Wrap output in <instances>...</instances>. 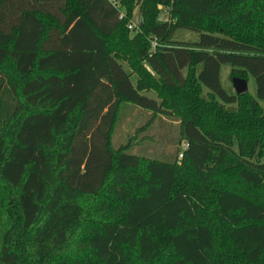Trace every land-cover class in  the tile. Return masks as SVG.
Wrapping results in <instances>:
<instances>
[{"label":"trees","instance_id":"obj_1","mask_svg":"<svg viewBox=\"0 0 264 264\" xmlns=\"http://www.w3.org/2000/svg\"><path fill=\"white\" fill-rule=\"evenodd\" d=\"M259 99L264 0H0V264H264ZM133 107L172 150L113 142Z\"/></svg>","mask_w":264,"mask_h":264},{"label":"rangeland","instance_id":"obj_2","mask_svg":"<svg viewBox=\"0 0 264 264\" xmlns=\"http://www.w3.org/2000/svg\"><path fill=\"white\" fill-rule=\"evenodd\" d=\"M116 3L118 4V0H116ZM121 12L124 13L123 9H121ZM140 13V3H138L137 1L133 8L130 22H132L134 25L138 24L140 20ZM161 16L163 18L167 16L164 10L162 11ZM173 38L184 41H193L198 38V33L197 31L188 28H177L173 32ZM201 67L202 64H198L197 70L199 71ZM230 69L231 67L229 64H221L220 80L222 85L229 92H234L235 90L232 84V77L230 76ZM247 82L248 90L254 94L255 85L253 78L249 77ZM259 102L264 108V100L259 99ZM227 106L230 110L236 109L234 104H228ZM128 111V114L122 117L123 119H121V122H118L117 126L115 127L113 133V142L115 144H119V142L125 141L127 137L129 139V133H136L137 137H139V139L141 140V144L138 146L135 145L132 149H130L131 151L152 155L153 152H157V154L167 153V151L174 148L176 143L173 139H175L178 135V121L176 119L164 116L162 121L158 117H155L149 123V125L147 124L145 126L144 129H139V127L145 122L148 113H146L145 110L139 107H133ZM233 147L236 148L235 145Z\"/></svg>","mask_w":264,"mask_h":264},{"label":"water","instance_id":"obj_3","mask_svg":"<svg viewBox=\"0 0 264 264\" xmlns=\"http://www.w3.org/2000/svg\"><path fill=\"white\" fill-rule=\"evenodd\" d=\"M233 88L236 93L248 90V82L245 78L240 76L232 77Z\"/></svg>","mask_w":264,"mask_h":264},{"label":"built area","instance_id":"obj_4","mask_svg":"<svg viewBox=\"0 0 264 264\" xmlns=\"http://www.w3.org/2000/svg\"><path fill=\"white\" fill-rule=\"evenodd\" d=\"M113 3H116V0H112ZM137 25V24H136ZM132 22L128 24V28L132 29L134 26ZM185 147H187V142L186 141H183L181 143V148H180V152L178 153V157L180 158L182 156V149H184Z\"/></svg>","mask_w":264,"mask_h":264}]
</instances>
